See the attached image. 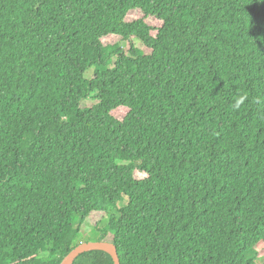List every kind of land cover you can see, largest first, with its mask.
Segmentation results:
<instances>
[{
    "label": "trees",
    "instance_id": "obj_1",
    "mask_svg": "<svg viewBox=\"0 0 264 264\" xmlns=\"http://www.w3.org/2000/svg\"><path fill=\"white\" fill-rule=\"evenodd\" d=\"M85 221L120 264H259L264 0H0V264Z\"/></svg>",
    "mask_w": 264,
    "mask_h": 264
},
{
    "label": "water",
    "instance_id": "obj_2",
    "mask_svg": "<svg viewBox=\"0 0 264 264\" xmlns=\"http://www.w3.org/2000/svg\"><path fill=\"white\" fill-rule=\"evenodd\" d=\"M87 250L105 251L112 257L114 264H120V259L115 244L107 240L80 242L63 257L59 264H72L79 254Z\"/></svg>",
    "mask_w": 264,
    "mask_h": 264
},
{
    "label": "rangeland",
    "instance_id": "obj_3",
    "mask_svg": "<svg viewBox=\"0 0 264 264\" xmlns=\"http://www.w3.org/2000/svg\"><path fill=\"white\" fill-rule=\"evenodd\" d=\"M139 13L137 12H133L131 13L128 18H134L136 16H138ZM134 43L137 47L141 48L142 47V44L140 41L138 40H134ZM121 46H123L122 43H120ZM93 75V72L92 70L88 71L86 73V77H91ZM94 103V100L92 99H85L81 102V105L82 106H90ZM92 223L91 222H88V221H85L82 226H81V235L79 237V241L80 242H84V241H95L97 239V235L96 233L92 232ZM256 262L261 264L262 262H264V255H261V256H258L257 259H256Z\"/></svg>",
    "mask_w": 264,
    "mask_h": 264
}]
</instances>
